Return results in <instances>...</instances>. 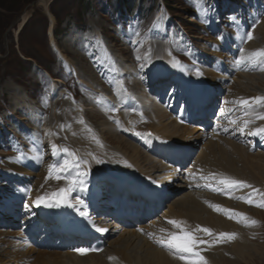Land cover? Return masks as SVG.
Listing matches in <instances>:
<instances>
[{
    "label": "rangeland",
    "instance_id": "obj_1",
    "mask_svg": "<svg viewBox=\"0 0 264 264\" xmlns=\"http://www.w3.org/2000/svg\"><path fill=\"white\" fill-rule=\"evenodd\" d=\"M0 6H3L0 9V34L7 23L5 17L9 16L6 7H12V10L22 8L5 29L2 37L3 52L0 53V197L10 195L22 185L26 177H31L28 183L31 188L41 178L39 176L42 174L36 168H25L27 171L18 175L22 176L19 180L11 173L10 165L25 153H29L33 159L31 161L38 163L39 170L44 171L55 162L53 145L65 157H71L70 153L77 155L79 149L78 163L89 169L91 160L85 146L80 145L78 149L69 147L68 143L74 138H78L77 141L80 140L84 145L89 142L101 143L102 147L119 152L123 160L136 171L134 165L137 160H129L128 153L120 150L117 143L107 140L110 134L118 142H128L139 151L143 161H140L138 169L147 173L146 179L158 183L164 181L167 172L166 168L160 167L165 165L161 156L153 151L147 140L127 133L122 125L128 114L141 121H144V115L151 122L156 111H169L173 117L171 111L174 108L180 110L184 106L183 99L188 96L189 89L177 74L166 69L158 79L150 76V71L154 70L152 65L155 62L163 63L166 55L185 66L196 77L197 72L211 74L219 57L221 65L231 72L225 71V74L214 76L215 79L220 78L218 82L221 80L224 85L218 84L215 88L216 95H221V102L212 113L216 117L224 116L218 125L224 126L222 130L227 132L226 138L234 136L230 139L246 153H250V149L254 153L264 152V139L251 146L253 135L250 133L257 127V118L264 115V100L252 105L253 112L246 111L245 117H249L247 120L250 122L247 127H237L234 122L231 124L233 119L229 111L224 115V107H221L238 76L246 82V79H242L245 75L257 77L264 74V56L255 68L248 66L253 62L255 51L250 48V44L255 38L258 49L264 51V41L259 34L255 35L258 24L264 22V0H0ZM160 14L167 19L166 32L163 39H154L151 30ZM23 19L25 22L19 29ZM96 32L112 46L120 64L117 70L112 63L98 59L101 51ZM226 36L229 47L220 49V42ZM242 38L239 44L238 39ZM83 45L85 51H82ZM214 47L219 48L218 54L213 51ZM232 50L234 57L242 60L239 65L233 66L231 63ZM247 83L243 85L247 86V94L258 92L260 95L256 96L264 97V82L257 79L253 84ZM54 85L62 91L55 103L50 98ZM67 99L74 100L71 108L66 107ZM227 103L233 104L228 100ZM132 105L138 106V109L131 108ZM92 115H98L101 120L92 119ZM75 121H80V133L84 135H76L78 127H74ZM165 121L169 123L171 119ZM207 140L213 139L207 135L191 151L181 182L177 179L166 180L165 206L182 197L185 192L201 193L196 190L194 170L202 173L204 168L195 159ZM95 152L97 147L92 150V153ZM23 163L27 164L28 158ZM87 176L91 177L90 184L100 197L109 199L108 191L104 189L106 174L89 169ZM181 183L188 186L192 184V188L171 189V184ZM250 190V196L254 197L245 207L248 206L249 213L250 209H255L261 215L242 214L239 225L245 229L250 247L254 248L255 253L251 251L239 259H230L227 257L231 256L229 250H221L227 260L224 262L223 258L220 264H264V207L255 206V201L260 199L259 202L264 204V199H261L259 193L252 194L253 190ZM237 192L231 197L232 201L244 200L245 194ZM21 209L22 206L18 207L21 213L19 220L23 218ZM233 212L237 214L236 217L240 216L238 211ZM223 213L222 209L216 214ZM243 219L248 222H243ZM252 221L255 224H251ZM146 227L154 228L149 224ZM113 239L108 243L112 244ZM218 241L207 245L206 252L211 251ZM138 243L139 240H134L130 250ZM111 248L106 244V249Z\"/></svg>",
    "mask_w": 264,
    "mask_h": 264
},
{
    "label": "bare ground",
    "instance_id": "obj_2",
    "mask_svg": "<svg viewBox=\"0 0 264 264\" xmlns=\"http://www.w3.org/2000/svg\"><path fill=\"white\" fill-rule=\"evenodd\" d=\"M166 21L167 19L161 16V14L158 15L151 30V35L154 39H163L166 32ZM24 22L25 19L22 20L18 27L19 29H21ZM258 34L260 35V39L264 41V22L259 23L258 27L255 29V35ZM96 35L98 39H100L101 56L98 57V59L111 62L114 69L117 70L119 64L112 46L99 34V32H96ZM54 47L56 46L54 45ZM87 47L89 46L87 45ZM226 47L225 44L220 42V49H225ZM258 47L259 45L256 44L255 38L250 44V48L254 49L255 53L261 52ZM219 48L214 47L212 49L218 54ZM80 49L81 47L79 50ZM85 49L86 47L83 45L82 51H85ZM82 51H80L81 54H83ZM230 54L233 55V64H236V60H241L240 58L234 57L233 51ZM262 57L263 56L253 57V62H250L248 66H253V68H255ZM88 58H90V56H88ZM85 61L87 62L86 56ZM221 64L222 60L218 57L217 63L213 66L214 69L211 74L202 73L196 77L193 76L192 73L190 74L185 66L166 55L163 63L155 62L152 65L154 66V70L150 71V76L158 79L162 77L163 72L165 73L167 70H171L179 76L181 82L187 84V87L190 88L192 100L198 107H201L202 104L211 106L213 104L211 98L214 95L213 92L217 85V80L214 76L216 74H222L225 70V66L223 67ZM104 66L105 65H103V67ZM90 73L91 71L88 72V74ZM243 77L245 78L242 79H246V82H251L252 84L257 79L260 80V82H264V74L260 76L257 75V77L249 75ZM240 79V76H238L236 83L230 88L228 101L234 104H241L240 101L247 100L248 104L246 106H249L257 101L255 99L257 97L256 95H260V93L247 94L245 91L247 86H243L246 82ZM55 87H58L59 90H56L57 88ZM61 92L59 86H53V93L50 97L53 103H55L57 98L61 97ZM66 103V107L71 108L72 101L67 99ZM219 103L215 101L212 106L218 105ZM130 104H132V102H130ZM242 105L244 104H241V106ZM221 107H224V112H226V104H222ZM131 108L138 109V106L132 105ZM231 110H233L231 111L232 119H235L233 122H242V127H247L246 125L250 122L245 119L244 116H242L240 120L236 118L238 115L242 114V111H238L237 108L234 109V106H232ZM168 112L156 111L151 122L148 121L144 115L143 119L145 118V122L135 116H129L128 114L126 116V121L122 125L123 129L128 133H133L147 140L152 146V149H158L159 151L168 150L170 158L173 159V167L168 165L160 166L166 168L165 170L167 172L165 175L166 179L161 183L153 182L150 178L146 179L147 173L138 169V165L141 163L140 161H143L139 151L128 142L122 140L118 142L116 137L112 134L107 136V140H112L111 142L117 143L120 150L130 155L129 160H137L134 165L137 167L136 171L132 169L130 164L123 160L120 154H118L119 152L117 153V151L114 152L112 149L111 151L110 149L102 147L101 143L94 144L89 142L88 145H84L80 140L77 141L78 138H74V140L68 143L70 145L69 147L72 149H78L80 145L85 146V151L91 160L88 165L89 169H95L100 174L105 173L106 177H108L107 179L113 181H117L116 179H118L126 182L130 186H133V188H135L134 190H138V192L146 189L151 193L148 197L152 196V201L155 202L154 210H152V212L149 211L148 215L141 213V219L149 218L151 215L157 214L162 206V200L166 198V180L177 179L176 181H182L181 175H185L183 169L187 165L186 159L188 162L193 148H195L200 141L202 142L206 136L195 128L186 126L185 121L181 124L172 119ZM92 116L91 118L94 120H101L98 115ZM168 118L171 119L169 123L165 121ZM156 123L160 125H157V127ZM143 125L145 127H142ZM74 127H82L80 126V121H76ZM258 129H264V119L260 118L257 127L250 132L256 133L255 135L252 134L253 143L251 146H253L256 141L260 142L261 138L264 137V132H259L257 131ZM81 131L82 129L76 131L78 137L84 135L80 133ZM148 132L150 133L148 134ZM226 133L227 132L220 128L216 132H210L209 134L213 140H207L203 143L201 151L195 159V161L201 163L204 168L202 169V173L199 172V170H194L197 180V186L195 185L196 190L201 193L185 192L182 197L173 200L172 203L167 206L163 205L161 212L156 215V217H158L148 223L154 227L152 229L146 227L148 224L132 229H130V227H120L118 223L111 219L120 212L116 209L108 211L107 208L111 207V205L114 204L111 202L114 201L110 200V202H108L105 197H99L98 191L90 185V176L78 175L82 172H89V169H86L83 165L78 163L80 159L79 149L77 155H75V153H70L71 157L63 156L58 150L53 151L55 162L51 172L49 169L40 171L38 166L34 164L35 162L33 163L31 161L29 153H22V158L18 157L10 165L11 173L19 180L22 178V176L18 177V175H21V172L31 169L34 170L36 168L42 176H39L41 178L34 182L35 186L33 188L28 185L31 177H26L22 185L14 189L10 195L0 197V224L6 221L9 225L13 226L12 230H0V264H187L186 259H181L180 257L195 258L192 256V253L178 252L175 249L169 250L166 247H161L160 243H158L166 241L168 234L180 232V228L167 223L169 220L182 222L181 227L184 230L192 232L198 239L206 241V243L199 244L193 249V252L199 253V257L203 258L204 264H220L223 258H225V262L227 258L223 257V251L221 250H229L228 253L231 256L227 255V257L230 259H234L235 257L239 259L244 255L250 254L251 251H253L254 254V248L250 247L245 229L240 228L239 224L242 220V214L251 215L257 213L261 215V213H259V211L257 212L255 209H250L251 213H249L248 206L245 207L247 203L244 201L246 199H252L253 195L250 196L249 194L251 191L250 189L253 190L252 194L259 193L261 199H264V152L254 153L252 152L253 150L250 149V153H246L244 149L233 143L230 139L234 136H230L228 139L225 137ZM95 147H97V152L92 153ZM26 158H28V163L24 164L23 161ZM65 161L68 162L67 166H65ZM97 161L100 162L98 163ZM62 166L65 167L62 168ZM25 168H27V170ZM204 172L205 175L203 174ZM210 173H213V176H210ZM57 176L60 178L57 179ZM222 177L243 181L246 185H250V187L245 186L228 189L225 185L219 183ZM72 180H76V183L71 185L72 191L68 193L66 203H62L60 207L54 208L45 207L43 203L39 207L34 206L33 202L38 196L46 197V202L55 203L56 200L53 198L52 194L58 192L60 188H68ZM80 180L84 181L85 191L80 190ZM170 186L173 187L171 189L190 190L192 188V184L188 186L182 183L171 184ZM237 191H241L242 194H245L244 200L238 201L239 203L231 199L232 196L238 193ZM131 194L134 195L133 193ZM256 194L255 197H257ZM78 200H82L83 204H77ZM259 201H255V206L261 204ZM67 204L73 205L71 208L76 213V219H78L81 224H85V230L88 231V235L92 237H95L94 235L106 236V244L112 247L110 250L106 249L105 244L104 251L100 254H89L84 256L76 251H65L76 246L77 243L75 241L78 240V238H67V240L64 238L62 239L63 243L60 247H55L52 250L35 247L28 242L25 230L29 228V226L24 225H27L30 220H33L32 218H40L39 213H50L52 215L62 214L68 208ZM128 204L127 202L126 205ZM25 205H28V208H25ZM210 205L219 206V209L214 210ZM21 206L23 207L22 210L25 213V218L20 222V218L18 219L20 215L18 207ZM222 209L238 211L240 216L236 217L237 214L233 211L232 219H229L224 213L220 215L216 214ZM81 212L86 213V215L81 216ZM130 216H132V214H130ZM27 220L28 222H26ZM243 222H248V220L243 219ZM198 227L210 229L211 235L198 231ZM97 229H104V231H97ZM52 233L59 235L56 229L47 232L51 237ZM219 233H231L234 234V238L221 240L218 239ZM87 236L81 240L85 241V239L88 238ZM110 239H113V242H111L112 244L108 243ZM20 240L22 242L19 245ZM134 240H139V243L133 251L130 250V246ZM215 240H219V243L216 244L211 251L209 250L206 252L205 249L208 248L207 245H212ZM16 247L20 248L15 252L13 249Z\"/></svg>",
    "mask_w": 264,
    "mask_h": 264
},
{
    "label": "snow or ice",
    "instance_id": "obj_3",
    "mask_svg": "<svg viewBox=\"0 0 264 264\" xmlns=\"http://www.w3.org/2000/svg\"><path fill=\"white\" fill-rule=\"evenodd\" d=\"M249 39H251V35H249ZM255 56H264V51L261 52H256L253 53V57ZM242 61L241 60H236L235 63L237 65H239ZM197 75H200L199 72H197ZM257 101H261L264 100V97H256L255 98ZM241 104L247 105L248 101L247 100H243L240 101ZM261 119H264V117H260ZM257 131L259 132H264V129H258ZM253 135H255L256 133H252ZM53 148H55V145H53ZM65 151H67V149H65ZM98 163L100 161H97ZM67 161H65V166H67ZM65 166H62L65 167ZM52 165H49V171L51 172L52 169ZM79 176H87L88 173L87 172H82L78 174ZM60 177L57 176V179H59ZM203 179V177H202ZM76 180H72L70 181V186L68 188H60L58 192L53 193L52 196L53 198L56 200L55 203H49L46 202V197L44 196H38L36 198V200L33 202L34 206L39 207L42 203L44 204L45 207H49V208H54V207H60L62 203H66V197L68 195L69 192L72 191V187L71 185L75 184ZM80 190L81 191H85L86 189L84 188V181L80 180ZM219 183L225 185L226 188L231 189V188H236V187H245L248 186L250 187V185H246L243 181H239V180H234L228 177H222L219 180ZM245 203H251L250 199H246L244 201ZM77 204H83L82 200H78ZM68 207H73V205L71 204H67ZM211 207H213L214 210H218L219 206L216 205H210ZM257 207H264V204H259L256 205ZM25 208H28V205H25ZM224 214L229 218L232 219V210L230 209H225L224 210ZM81 216L86 215V213L81 212L80 213ZM168 224L180 228V232L179 233H170L168 234L167 240L164 242H158L160 243L161 247H166L169 250L175 249L178 252H184V253H192V256L195 258H187L184 256H181V259H186L187 264H204L203 258L199 257V253H195L193 252V249L196 248L199 244H203L206 243V241L200 240L197 237L194 236V234L192 232L186 231L181 227V223L179 221L176 220H169L167 221ZM251 224H255V221H252ZM198 231H201L203 233L209 234L211 235V230L208 228H199L197 229ZM97 231H104V229H97ZM234 238V234L231 233H219L218 235V239H233ZM76 251L80 254H84L86 251H88L85 248H77Z\"/></svg>",
    "mask_w": 264,
    "mask_h": 264
},
{
    "label": "trees",
    "instance_id": "obj_4",
    "mask_svg": "<svg viewBox=\"0 0 264 264\" xmlns=\"http://www.w3.org/2000/svg\"><path fill=\"white\" fill-rule=\"evenodd\" d=\"M29 3L30 2L24 4L22 8L25 7V5H28ZM1 8L3 9V6H0V9ZM22 8H20L19 10H12L13 9L12 7H6V9L9 12V16L7 18L5 17L7 23L3 29V32L0 34V53L3 52V38L2 37H3L4 32L6 31L5 29H7V27H9V25L15 20V18L17 17V14L20 13Z\"/></svg>",
    "mask_w": 264,
    "mask_h": 264
}]
</instances>
